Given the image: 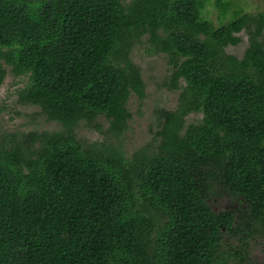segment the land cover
Here are the masks:
<instances>
[{
  "label": "trees",
  "instance_id": "obj_1",
  "mask_svg": "<svg viewBox=\"0 0 264 264\" xmlns=\"http://www.w3.org/2000/svg\"><path fill=\"white\" fill-rule=\"evenodd\" d=\"M205 2L0 0V86L26 76L20 101L61 125L0 136V264H256L239 251L264 232V11L215 27ZM243 29L238 58L225 48ZM139 43L166 55L180 91L127 154ZM100 117L102 140L78 135ZM216 190L237 211L215 212Z\"/></svg>",
  "mask_w": 264,
  "mask_h": 264
},
{
  "label": "rangeland",
  "instance_id": "obj_2",
  "mask_svg": "<svg viewBox=\"0 0 264 264\" xmlns=\"http://www.w3.org/2000/svg\"><path fill=\"white\" fill-rule=\"evenodd\" d=\"M227 7H220L217 0H206L202 9V15L209 19L215 27L233 19L243 13L255 14L264 11V0H222ZM238 14H237V13ZM240 40L235 44H229L225 50L241 58L248 46V35L243 29L237 34ZM144 43L136 44L131 53V60L138 65L144 82V97L139 99L132 94L128 101V109L131 117L128 120L124 135L119 139L127 154L133 150L151 142L158 127L157 109L173 110L177 107L179 89L168 88L170 66L166 55L163 53L149 55L144 51ZM26 76H13L7 73L0 86V136L4 132L31 131V130H58L61 125L51 121L41 112L36 105L22 102L19 99L20 90L26 85ZM199 112H190L186 117V123L197 122L201 119ZM103 124V130L90 128L84 123H79L77 133L80 137L90 142L102 140L108 122L104 117L98 118ZM209 204L215 212L224 210L237 211L239 201L216 190L209 197ZM234 209V210H233ZM225 236L228 237V234ZM233 248H237L238 241L231 238ZM239 251V250H238ZM243 258L256 264L264 263V232H258L247 239L244 249L240 250Z\"/></svg>",
  "mask_w": 264,
  "mask_h": 264
}]
</instances>
